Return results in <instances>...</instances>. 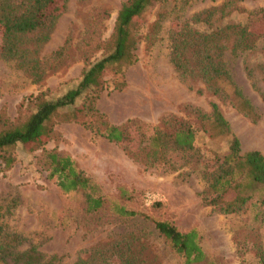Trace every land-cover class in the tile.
<instances>
[{"label": "rangeland", "instance_id": "1", "mask_svg": "<svg viewBox=\"0 0 264 264\" xmlns=\"http://www.w3.org/2000/svg\"><path fill=\"white\" fill-rule=\"evenodd\" d=\"M124 1L67 0L44 40L36 33L16 36L29 66L0 55V114L20 122L34 110V95L56 97L73 87L82 71L110 49L114 18ZM22 2L6 0L7 4ZM263 13L264 0H155L134 17L130 28L139 36L136 59L122 71L111 66L103 71V88L95 102L109 123H132L128 126L134 139L129 147L91 132L87 126L94 120L86 115L72 120L60 112L52 120V137L44 144L14 145L4 151L13 162L5 169L0 160V224L23 237L20 247L34 244L44 254L61 255L60 264H72L77 258L85 259L92 247L128 243L122 258L135 264H180V257L151 223L109 210L108 202L121 186L132 193L129 200H121L127 208L167 220L180 231H197L206 255L198 264H243L254 245L264 249V205L259 201L264 199L263 186L237 213L224 214L206 203L205 163H211V156L227 144L211 135L209 120L195 111L207 115L215 102L241 149H256L264 157V75L259 67L264 36L251 34V47L232 51L235 34L227 30L222 39L225 47L212 53L220 52L233 80L255 107L256 122L236 109L227 85H222L223 95L214 94L197 76L180 77L169 61L172 31L189 27L210 33L234 25L257 32ZM173 118L192 127V150L166 153L171 165L144 163L141 150L146 151L148 137L155 130L173 128ZM51 152L68 155L99 186L104 208L89 213L78 191L58 189L47 176L46 155Z\"/></svg>", "mask_w": 264, "mask_h": 264}, {"label": "trees", "instance_id": "2", "mask_svg": "<svg viewBox=\"0 0 264 264\" xmlns=\"http://www.w3.org/2000/svg\"><path fill=\"white\" fill-rule=\"evenodd\" d=\"M67 0H23L21 4H7L0 0V55L4 58L16 59L20 66L28 65L24 48L16 44L15 37L36 33L44 40L54 23L55 18L64 10ZM155 0H125L116 12L112 31L110 33V49L99 59L85 68L77 83L56 97L45 98L42 93L34 95V110L17 123L0 114V160L3 168L12 165L11 154H4L5 149L14 145L22 147H37L52 137V120L60 112L65 119L76 120L81 114L91 118L94 123L87 127L95 134L102 135L106 140L122 143L129 147L132 136L130 121L126 125L109 123L104 114L95 106L99 93L103 88L102 73L107 67L116 71L134 63L136 45L139 36L130 28L132 19L140 15L147 6ZM261 26L254 32L247 26L226 25L210 33H200L189 27L175 30L169 37V61L180 77L195 75L200 78L214 94L223 95L222 85L229 87L235 99V107L251 122L259 118L255 107L244 96L239 86L233 80L226 62L220 58V52L215 50L225 47L223 34L230 30L235 34L232 40V51L243 52L252 46L251 34L264 36V13L261 16ZM211 52V53H210ZM260 71L264 75V57L260 62ZM31 69L35 65L30 66ZM250 73V70H247ZM224 87V86H223ZM79 106L75 107L77 99L81 98ZM197 115L203 120L208 119L211 135L226 140V148L221 153L211 156L203 170L206 186V203L213 209L224 214L240 212L252 198L258 186L264 187V157L256 149L242 150L239 139L231 132L215 102L210 103L206 115L199 110ZM175 125L166 130H155L148 137L146 151L141 150L144 163H173L166 153L190 151L194 145V132L185 122L173 118ZM48 174L55 185L63 193L78 191L87 212H97L105 207V199L99 186L79 171L72 159L65 154L48 153ZM132 198L126 188L118 186L117 194L108 202L109 210L123 218H134L148 221L157 231L168 248L180 257V264H198L204 262L206 255L198 243L197 231L190 228L178 230L167 220H155L145 212L127 208L121 200ZM264 205V199L259 200ZM264 210V208H263ZM258 214H255V219ZM23 237L16 232L7 230L0 224V263L1 264H60L61 255L44 254L36 245L29 244L20 247ZM125 245V246H124ZM128 243H114L108 246H95L88 250L85 259L77 258L72 264H135L129 258H122L127 253ZM248 261L243 264H264V249L260 245L251 248ZM126 257V256H125ZM244 258V257H243Z\"/></svg>", "mask_w": 264, "mask_h": 264}]
</instances>
